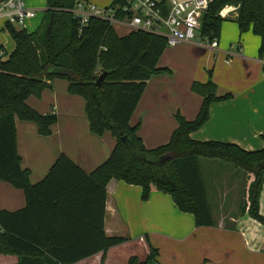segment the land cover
<instances>
[{
	"label": "trees",
	"instance_id": "1",
	"mask_svg": "<svg viewBox=\"0 0 264 264\" xmlns=\"http://www.w3.org/2000/svg\"><path fill=\"white\" fill-rule=\"evenodd\" d=\"M80 1L89 2L46 0L33 33L4 25L14 49L4 59L0 45V181L22 190L26 206L15 213L0 211V255L17 256L16 264H75L127 242L104 232L106 187L111 180L140 187L142 201L153 192L168 195L181 213L193 216L196 227H212L200 159L245 172L239 214L264 225L259 212L264 147L246 151L232 143L190 138L209 119L210 105L232 95H217L210 77L205 83L193 82L190 90L202 100L196 117L177 116L169 141L145 148L130 120L147 82L166 71L158 67L165 41L144 32L119 37L109 23L95 18L81 28L71 13ZM226 6L236 7L234 17H220ZM226 20L236 23L240 35L251 31L257 36L259 58L264 55V0H212L202 17L201 37L209 42L218 39ZM57 79L67 82L70 95L83 98L90 132L96 136L109 132L115 146L89 174L60 155L46 176L32 184L20 164L15 121L34 122L39 135L49 136L56 117L38 113L27 99L39 96ZM126 136L131 147L124 142ZM157 258V249L149 245L144 260L133 256L128 264H157Z\"/></svg>",
	"mask_w": 264,
	"mask_h": 264
},
{
	"label": "crops",
	"instance_id": "2",
	"mask_svg": "<svg viewBox=\"0 0 264 264\" xmlns=\"http://www.w3.org/2000/svg\"><path fill=\"white\" fill-rule=\"evenodd\" d=\"M115 1L103 0L101 7H109ZM23 2L37 15L25 26L15 28L33 33L42 21L46 0ZM38 14L40 19L36 21ZM4 25L0 20V45L4 47L6 59L14 43L3 30ZM129 33L126 30L124 36ZM217 40L216 51L198 42L181 43L174 49L170 62L166 58L160 60L163 52L158 67L166 71L147 82L130 120V125L137 127V135L145 148L166 144L177 127V116L186 120L196 117L202 100L190 87L193 82H207L209 77L217 87V95L230 93L232 98L212 103L209 119L190 138L232 143L246 151L264 147V70L259 62L260 40L251 31L243 35L238 31L236 38L231 39H221L219 35ZM233 45L239 49L233 51ZM27 104L42 115L56 117L51 134L45 137L38 134L34 122L15 121L20 164L28 170L32 184L46 176L60 155L89 174L111 154L115 139L109 132L102 136L90 132L85 102L68 93L66 81H53L39 96H30ZM244 175L241 188L234 178L223 177L217 181L212 187L216 194L213 207L206 188L212 227H196L193 216L181 213L168 195L153 192L142 201L140 187L111 180L106 187L104 232L107 236L125 237L127 242L75 264H128L130 257L147 256L149 245L158 251L157 264H264V225L239 214ZM238 176L235 173L232 177ZM25 206L23 191L0 181V211L15 213ZM259 212L264 216V181ZM17 261L15 255H0V264Z\"/></svg>",
	"mask_w": 264,
	"mask_h": 264
},
{
	"label": "built area",
	"instance_id": "3",
	"mask_svg": "<svg viewBox=\"0 0 264 264\" xmlns=\"http://www.w3.org/2000/svg\"><path fill=\"white\" fill-rule=\"evenodd\" d=\"M212 0H119L109 7L100 8L90 2L80 1L71 10L81 28L90 18L109 23L112 27L123 26L129 32H144L164 39L166 46L200 41L209 50L218 49V40L209 42L201 37L202 17ZM236 7L226 6L220 11L221 18L235 13ZM36 17L23 0H0V20L12 26H25ZM233 51L238 45L231 47ZM229 61V60H227ZM264 70V55L259 58Z\"/></svg>",
	"mask_w": 264,
	"mask_h": 264
},
{
	"label": "rangeland",
	"instance_id": "4",
	"mask_svg": "<svg viewBox=\"0 0 264 264\" xmlns=\"http://www.w3.org/2000/svg\"><path fill=\"white\" fill-rule=\"evenodd\" d=\"M101 1H103V0H92L91 3H93V5L95 4V6H97V7L104 8V7H101L102 6ZM39 19H40V15L38 14V18L36 19V21ZM15 27L20 28L19 26H15ZM119 27L120 26H118L116 28L114 27L116 33L120 36H124L126 34L127 29L125 28L126 30H124V28H122V27L119 28ZM225 29H226V31H225ZM236 35H238V29H237L236 23L232 22V21H224L222 23V27H221V34H220L221 39H223L224 37L226 39L236 38ZM196 42L200 43V41H196ZM175 48H176V46H174V47L166 46L164 54L160 60L163 61L166 58V62H170L172 60V53H173ZM200 165L202 168V174H203V180H204L205 186L207 188V191H209L208 196L210 199L209 203H210L211 207L214 206L215 201H214L213 196L216 195V194L214 195L212 187L221 178H223V177H226L228 179L234 178V182H237V184L241 188L242 183L244 181V176H245L244 175L245 173L243 171L235 169L232 165L223 164L217 160L200 159ZM235 173H238V175H240V176L232 177ZM211 188H212V190H211ZM145 258H146V255H142V257H140L141 260H144Z\"/></svg>",
	"mask_w": 264,
	"mask_h": 264
},
{
	"label": "water",
	"instance_id": "5",
	"mask_svg": "<svg viewBox=\"0 0 264 264\" xmlns=\"http://www.w3.org/2000/svg\"><path fill=\"white\" fill-rule=\"evenodd\" d=\"M104 77H105V73L104 74H102V75H100V77L97 79V81H96V85L97 86H100V84H101V82L103 81V79H104ZM124 142H125V144L128 146V147H130L131 146V140L129 139V137H124Z\"/></svg>",
	"mask_w": 264,
	"mask_h": 264
}]
</instances>
